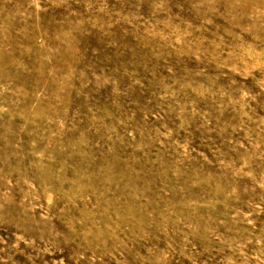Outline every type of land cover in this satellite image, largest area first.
Here are the masks:
<instances>
[{"label": "rangeland", "instance_id": "rangeland-1", "mask_svg": "<svg viewBox=\"0 0 264 264\" xmlns=\"http://www.w3.org/2000/svg\"><path fill=\"white\" fill-rule=\"evenodd\" d=\"M0 264H264V0H0Z\"/></svg>", "mask_w": 264, "mask_h": 264}]
</instances>
